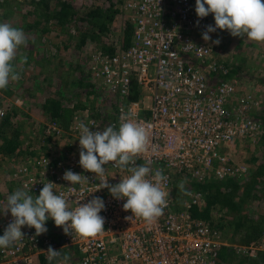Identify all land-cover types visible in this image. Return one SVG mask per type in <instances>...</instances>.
<instances>
[{
	"label": "built area",
	"instance_id": "obj_1",
	"mask_svg": "<svg viewBox=\"0 0 264 264\" xmlns=\"http://www.w3.org/2000/svg\"><path fill=\"white\" fill-rule=\"evenodd\" d=\"M127 5L135 12L130 44H112L115 52L98 51L88 70L90 78L110 93L109 108L116 104L113 119L106 125L101 113L95 115L84 108L72 114L67 130L60 129L56 121L49 122L45 133L65 143L63 154L57 148L50 155L19 161L11 175L16 190L33 196H39L45 183H54V191L64 194L71 208L102 198L105 231L88 239L66 235L51 218L53 228L39 236L35 228L23 226L21 241L0 248V264H41L40 258L47 259L50 246L61 252V260L68 255L69 264L73 260L77 264L218 262L219 232L192 214L194 207L204 206L205 193L189 187L184 196H175L174 176H184L191 184L247 176L249 167L233 159L230 150L239 140L261 132L262 124L254 116L259 102L231 78L230 68L219 59L220 44L212 41L228 31L209 33L212 40L208 42L202 38L215 20L214 14L198 17L196 0H128ZM122 113L148 133L146 151L135 158V164L148 163L168 177L164 185L168 205L152 224L142 218L126 220L133 216L123 209L126 198H114L108 188H101L95 173L79 164V123L93 130L109 125L118 130ZM4 115L0 108V118ZM105 168V179L113 186L130 175L112 162ZM66 170L81 174L83 183L72 186L64 180ZM14 191L6 194V203ZM12 220L9 211L0 236ZM51 263L58 264L57 260Z\"/></svg>",
	"mask_w": 264,
	"mask_h": 264
},
{
	"label": "rangeland",
	"instance_id": "obj_2",
	"mask_svg": "<svg viewBox=\"0 0 264 264\" xmlns=\"http://www.w3.org/2000/svg\"><path fill=\"white\" fill-rule=\"evenodd\" d=\"M40 1L0 0V22L23 29L27 47L21 46L19 55L28 58L27 63L16 64L20 75L18 83L10 82L7 89L0 90V108L5 113L14 109L18 111V121L22 123L21 150L24 152L17 158H0V210L6 205L7 191L16 190V182L11 175L19 161L44 155L46 151H55L57 148L62 150V154L65 151V143L61 139L57 140L58 143L49 142L45 133L46 125L53 121H49L42 107L46 99H60L69 115L74 110L89 108L95 115L101 113L100 117L113 116L108 104L110 93L90 78L88 70L92 67V56L95 53L100 50L110 52L112 44H126L129 25L134 27L135 12L128 8V0H46L48 8L39 4ZM62 4H69L76 11V16L65 25L56 19ZM95 8L110 10L105 19L108 29L106 34L98 33L94 24L88 21L90 19L85 17L86 13ZM86 33H95V36L88 37L84 44L81 40ZM218 39L221 41L219 59L234 73L231 78L236 79L259 102L254 114L257 118V115L264 113V42L233 37L229 32ZM149 102L146 101V104ZM257 120L262 124L261 132L239 140L230 150L233 159L249 167L245 177H250L264 160V119ZM57 126L67 130L62 123L57 122ZM262 186L257 185L251 191L237 212L229 211V214L227 207L219 211L218 221L229 228V223L237 221V215H247L248 219L258 221L254 226L259 228L260 220L264 218ZM190 187L194 188L192 185ZM239 197L240 194L238 198L235 197V202L240 200ZM7 216L9 212L5 215L0 211V234ZM45 226L49 232L53 228L49 219ZM227 228L217 229L221 242L217 264H264V232L261 238L246 244L245 234L251 228L243 226L238 232L230 230L234 226ZM51 233L56 235L54 231Z\"/></svg>",
	"mask_w": 264,
	"mask_h": 264
},
{
	"label": "clouds",
	"instance_id": "obj_3",
	"mask_svg": "<svg viewBox=\"0 0 264 264\" xmlns=\"http://www.w3.org/2000/svg\"><path fill=\"white\" fill-rule=\"evenodd\" d=\"M195 11L200 18L214 14L215 26L208 25L202 34L206 42L212 40L209 33L217 29L227 30L233 37L264 42V0H196ZM212 42L216 45L221 43L220 39ZM21 46L27 47L23 29L0 22V90L7 89L10 82L20 79L16 64L27 63L28 59L26 55H19ZM79 130L80 166L85 171L95 173L100 178L101 188H108L114 198H126L123 209L131 211L133 216L125 219L133 221L142 218L152 224L162 216L168 205V192L164 190L168 177L162 169L154 170L148 163L135 164V158L146 151V129L122 113L118 130L115 125L93 130L84 122L79 123ZM110 162L130 173L114 186L105 179V165ZM62 178L72 186L83 183L82 175L71 170H66ZM54 186L52 182L45 183L39 196L17 189L7 197V203L0 211L5 215L10 211L13 220L0 236V248L11 247L21 241L24 238L21 231L23 226L35 228L37 236L46 233L48 229L45 225L50 218L57 227L63 228L66 235L74 233L88 239L104 233L105 218L100 215L105 210L102 198L95 197L71 208L65 195L57 194ZM179 188L185 192L183 180ZM47 253L50 264L53 260H57L58 264H69L70 257L64 255L61 260V252L51 246Z\"/></svg>",
	"mask_w": 264,
	"mask_h": 264
},
{
	"label": "trees",
	"instance_id": "obj_4",
	"mask_svg": "<svg viewBox=\"0 0 264 264\" xmlns=\"http://www.w3.org/2000/svg\"><path fill=\"white\" fill-rule=\"evenodd\" d=\"M41 5H44L45 8H48V5H46V0H41ZM110 10H99V9H92L88 13H86L85 17L86 19H90V23L94 24V26L97 29V32L100 34H106L108 33V29L106 28V22L105 19L108 18ZM76 16V11L73 8V6L69 4H62L60 6V9L56 13V19L57 21L65 25L72 21V19ZM85 20V18H83ZM102 20L100 23L99 21ZM110 25V24H109ZM130 29L128 30L127 34V41L125 45H129L131 42V38L133 35L134 27L133 25H129ZM95 36V33L92 35H89V33H86L82 36V43H86L88 37ZM98 37V36H97ZM112 52V50L110 51ZM28 62V60H27ZM234 73L231 71L230 76L232 77ZM21 82V81H20ZM15 83H18L17 81ZM43 110L48 115V119L62 123L64 127L68 129L70 120L72 117V114L77 111L74 110L70 115L67 113V110L64 109L62 102L60 99L56 98H48L43 103ZM116 108V106L114 107ZM112 110V112H114ZM18 111L16 109L9 110L5 115L0 118V158L2 160H8L9 157H18L24 152L21 150L22 147V123L18 121ZM256 119H264V113L259 114L256 116ZM49 142H55L58 143V141H55L51 138H48ZM61 145V144H59ZM53 150H50L49 152L46 151L44 155H50ZM264 159V158H263ZM185 182V191L188 189L191 185L194 186L195 190H201L205 193V207H194L192 209V214L197 219H202L205 222H207L213 229H225L227 226L224 224H221L218 219V213L223 208H228L227 213L230 214L229 211H232V213L237 212L241 208V203H243V200L247 198L251 191L254 190L257 185H264V160L260 162L258 165L256 171L252 173L250 177H244L241 179H229L224 181H213V182H207L205 184H191L189 183L184 176L175 175L174 176V193L175 196H180L184 192H182L179 188V184L181 181ZM247 181V182H246ZM264 187V186H262ZM10 193L11 191L8 190L7 193ZM240 194V200L235 202V197L238 198V195ZM242 195V196H241ZM1 198V194H0ZM216 215V216H215ZM264 217V216H263ZM258 221H252L251 219H248L247 215H237V221L233 223H229V228L234 226L233 230L234 232H238L243 226H246L248 229L251 228V231L247 234H245V241L244 243L248 244L252 240L259 239L263 235L264 232V218L260 220V226L259 228L257 226H254V224ZM227 228V229H229ZM70 253V252H68ZM264 258V255L262 256ZM41 264H50V262L44 258H40ZM52 264V263H51ZM71 264H77L75 260L71 262Z\"/></svg>",
	"mask_w": 264,
	"mask_h": 264
},
{
	"label": "crops",
	"instance_id": "obj_5",
	"mask_svg": "<svg viewBox=\"0 0 264 264\" xmlns=\"http://www.w3.org/2000/svg\"><path fill=\"white\" fill-rule=\"evenodd\" d=\"M131 39H132V38H131ZM115 50H116V49H115L114 47H112V52H115ZM115 106H116V104L111 105V108H109V110H111V112H112V110L115 109V108H114ZM112 113H113V112H112ZM113 115H114V113H113ZM103 119L105 120V123H106V125H107L108 122H109L110 120H112L113 118H112V117L110 118V117H107V116H106V117H104Z\"/></svg>",
	"mask_w": 264,
	"mask_h": 264
}]
</instances>
